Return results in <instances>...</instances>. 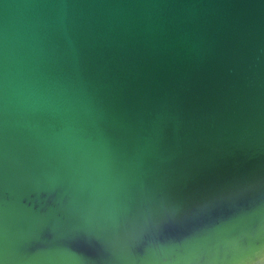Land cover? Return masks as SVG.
<instances>
[{
    "label": "water",
    "instance_id": "obj_1",
    "mask_svg": "<svg viewBox=\"0 0 264 264\" xmlns=\"http://www.w3.org/2000/svg\"><path fill=\"white\" fill-rule=\"evenodd\" d=\"M0 264H264V0H0Z\"/></svg>",
    "mask_w": 264,
    "mask_h": 264
}]
</instances>
